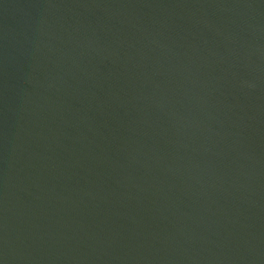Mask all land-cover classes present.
<instances>
[{"label": "water", "instance_id": "1", "mask_svg": "<svg viewBox=\"0 0 264 264\" xmlns=\"http://www.w3.org/2000/svg\"><path fill=\"white\" fill-rule=\"evenodd\" d=\"M0 264H264V0H0Z\"/></svg>", "mask_w": 264, "mask_h": 264}]
</instances>
